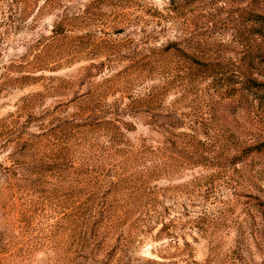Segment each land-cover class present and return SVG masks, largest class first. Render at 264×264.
I'll return each instance as SVG.
<instances>
[{
  "label": "rangeland",
  "instance_id": "obj_1",
  "mask_svg": "<svg viewBox=\"0 0 264 264\" xmlns=\"http://www.w3.org/2000/svg\"><path fill=\"white\" fill-rule=\"evenodd\" d=\"M264 0H0V264H264Z\"/></svg>",
  "mask_w": 264,
  "mask_h": 264
},
{
  "label": "trees",
  "instance_id": "obj_2",
  "mask_svg": "<svg viewBox=\"0 0 264 264\" xmlns=\"http://www.w3.org/2000/svg\"><path fill=\"white\" fill-rule=\"evenodd\" d=\"M245 82H246V85L248 83L249 87L262 88L264 86V82H260V81H258L256 79L252 78V77H247ZM244 152H248L249 155H251V154H261V155L264 156V140L261 141V142L254 143V144H251V145L247 146L245 148ZM259 169H260L259 171L261 173H264V165H262Z\"/></svg>",
  "mask_w": 264,
  "mask_h": 264
}]
</instances>
